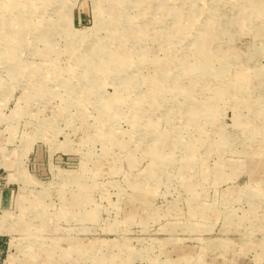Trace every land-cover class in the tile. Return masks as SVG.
Returning a JSON list of instances; mask_svg holds the SVG:
<instances>
[{"label":"rangeland","instance_id":"374dc122","mask_svg":"<svg viewBox=\"0 0 264 264\" xmlns=\"http://www.w3.org/2000/svg\"><path fill=\"white\" fill-rule=\"evenodd\" d=\"M0 264H264V0H0Z\"/></svg>","mask_w":264,"mask_h":264}]
</instances>
